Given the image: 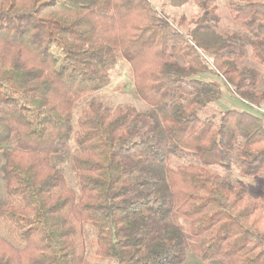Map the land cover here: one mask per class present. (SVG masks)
Listing matches in <instances>:
<instances>
[{"label":"trees","instance_id":"16d2710c","mask_svg":"<svg viewBox=\"0 0 264 264\" xmlns=\"http://www.w3.org/2000/svg\"><path fill=\"white\" fill-rule=\"evenodd\" d=\"M198 3L176 23L150 0H0V264H92L88 243L117 264H264V116L198 115L224 88L264 103V0L229 3L235 32ZM119 57L144 111L96 96Z\"/></svg>","mask_w":264,"mask_h":264},{"label":"rangeland","instance_id":"374dc122","mask_svg":"<svg viewBox=\"0 0 264 264\" xmlns=\"http://www.w3.org/2000/svg\"><path fill=\"white\" fill-rule=\"evenodd\" d=\"M151 3L157 8V10L163 14H165L170 20L177 23L183 16L188 19L195 18L200 12L201 7L198 3V0H150ZM232 0H215V3L219 5V11L222 16L221 29L223 31L235 32L239 28L237 27L236 22L231 17V13L229 10V3ZM186 25H182L181 29L187 30ZM240 30V29H239ZM246 58L244 60V65H255L254 59L251 57L250 48L246 47ZM132 76V70L129 63L119 57L117 64L111 71V82L105 87L103 90L98 92L96 96L106 103H111L114 105L117 104H133L139 110L144 111L147 109L148 104L140 97L137 93L136 88L134 86ZM216 80H220L219 78H215ZM224 98L220 101H217L211 105H208L205 108L198 110V115L202 119H218L221 114L228 108H236L239 110H248L256 113V110L247 104L245 101L236 97L233 92L229 89L224 88ZM92 96H88L87 100H90ZM82 105H80V108ZM258 113V112H257ZM75 111V119L77 117ZM72 148L70 150V154L68 157H65L64 161H61L60 165L66 170L68 177L70 180H74V172L72 169V165L70 162L71 155L74 152L73 144H71ZM187 161V160H185ZM190 161V159L188 160ZM195 161V160H194ZM178 163H184L178 161L177 159H172L171 164L176 165ZM211 169H217L222 171L221 168L215 166H209ZM70 185L77 190L78 184L77 180L75 184L70 183ZM5 185L4 182L0 179V200L5 199ZM91 240V237L87 239ZM95 246L91 244H87V255L92 261V264H117L114 259H105L100 258L95 253ZM182 264H208L201 260L191 249H188L186 254V258ZM212 264H219L214 261Z\"/></svg>","mask_w":264,"mask_h":264},{"label":"built area","instance_id":"2783aa9c","mask_svg":"<svg viewBox=\"0 0 264 264\" xmlns=\"http://www.w3.org/2000/svg\"><path fill=\"white\" fill-rule=\"evenodd\" d=\"M247 104H249L250 106H252L256 112H258L259 114L263 115L264 116V103L263 104H259V105H256V104H252V103H249L247 101H245Z\"/></svg>","mask_w":264,"mask_h":264}]
</instances>
